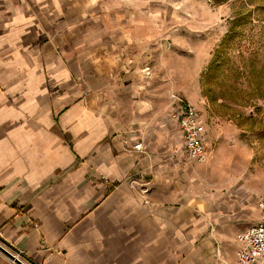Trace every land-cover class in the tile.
<instances>
[{
	"label": "crops",
	"instance_id": "1",
	"mask_svg": "<svg viewBox=\"0 0 264 264\" xmlns=\"http://www.w3.org/2000/svg\"><path fill=\"white\" fill-rule=\"evenodd\" d=\"M167 14L164 0H0V244L23 263L239 264L257 198L207 194L200 163L181 164L159 84Z\"/></svg>",
	"mask_w": 264,
	"mask_h": 264
},
{
	"label": "rangeland",
	"instance_id": "2",
	"mask_svg": "<svg viewBox=\"0 0 264 264\" xmlns=\"http://www.w3.org/2000/svg\"><path fill=\"white\" fill-rule=\"evenodd\" d=\"M164 4L172 18L162 27L166 50L159 84L170 102L174 93L195 107L209 135L206 162L191 165L203 173L196 181L207 194L228 200L255 196L259 202L264 198V0ZM216 49L220 65L206 80ZM260 211L257 203L250 224ZM222 242L235 250L231 238ZM228 254L232 258L231 249Z\"/></svg>",
	"mask_w": 264,
	"mask_h": 264
},
{
	"label": "built area",
	"instance_id": "3",
	"mask_svg": "<svg viewBox=\"0 0 264 264\" xmlns=\"http://www.w3.org/2000/svg\"><path fill=\"white\" fill-rule=\"evenodd\" d=\"M142 71L145 75L149 74L148 67L143 68ZM169 97L176 108L174 118L183 140L181 164L187 165L193 161L205 162L208 150L203 140L204 123L198 117L195 107L187 99L174 93H171ZM133 149L142 150V144L135 143ZM258 201L261 207L259 220L236 236L235 255L239 264H264V198Z\"/></svg>",
	"mask_w": 264,
	"mask_h": 264
},
{
	"label": "trees",
	"instance_id": "4",
	"mask_svg": "<svg viewBox=\"0 0 264 264\" xmlns=\"http://www.w3.org/2000/svg\"><path fill=\"white\" fill-rule=\"evenodd\" d=\"M218 59H219V50L216 49L210 64L208 65L206 71L204 72V76L206 77V80L207 79L209 80L211 77H213L214 71L219 67L220 63H218Z\"/></svg>",
	"mask_w": 264,
	"mask_h": 264
},
{
	"label": "water",
	"instance_id": "5",
	"mask_svg": "<svg viewBox=\"0 0 264 264\" xmlns=\"http://www.w3.org/2000/svg\"><path fill=\"white\" fill-rule=\"evenodd\" d=\"M0 251L8 255L11 259H13L17 264H25L20 259L9 253L1 244H0Z\"/></svg>",
	"mask_w": 264,
	"mask_h": 264
}]
</instances>
